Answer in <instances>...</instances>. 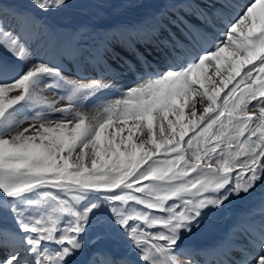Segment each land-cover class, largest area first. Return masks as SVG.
<instances>
[{
	"label": "snow or ice",
	"instance_id": "snow-or-ice-1",
	"mask_svg": "<svg viewBox=\"0 0 264 264\" xmlns=\"http://www.w3.org/2000/svg\"><path fill=\"white\" fill-rule=\"evenodd\" d=\"M3 3L0 51L28 66L0 58V215L15 223L0 226V264H192L183 233L264 186V0H224L222 34L178 45L163 69L125 61L137 82L122 91L33 59ZM105 90L116 98L85 111ZM254 247L244 264H264V231Z\"/></svg>",
	"mask_w": 264,
	"mask_h": 264
},
{
	"label": "rangeland",
	"instance_id": "rangeland-1",
	"mask_svg": "<svg viewBox=\"0 0 264 264\" xmlns=\"http://www.w3.org/2000/svg\"><path fill=\"white\" fill-rule=\"evenodd\" d=\"M115 1L117 3H120L119 0H115ZM162 1H165V0H162ZM100 3L103 4L102 2H100ZM82 4L89 6L90 4H95V3L94 2L87 1V0H66V6L61 7L59 9H50V10L45 11V10H41L38 7L34 6L32 0H4L3 7H4V11L7 13V16H6V26H7V28H8L9 31H14V32L19 33V30L17 29L15 31V27H13V25H11V24H13L15 22L16 18L13 17V21H11V19H12L11 18L12 12H11L10 9H21L23 11L33 12V13H35L37 15H40V16H42L44 18V20H42V22L44 21L46 23L52 24V23H64L65 21H69V20H72V19H76V17L78 15H80L81 13H87L85 10L88 9V8L87 7H84V6H80ZM182 8L185 9V10H187L189 7L188 6H185L183 4L182 5ZM161 11L162 10L159 9V19L163 20L166 17V14L160 15V12ZM14 12H15V10H14ZM23 19H25V18H23ZM35 19H36V16L33 17V21ZM123 19L125 20V16L123 17ZM37 21L40 23L39 19ZM17 23L21 27V30L22 31H23L24 28H27L30 24H32L33 26L34 25H37V24H34V22L33 23H26L25 21L24 22H21V20H17ZM20 23H21L22 26L20 25ZM168 25L170 26V28L173 31L176 32V28L173 27L171 23L168 22ZM37 30L41 31L40 29H37ZM51 96H53V94ZM58 99L59 98H57L56 100H58ZM51 100H53V98ZM96 101L97 100H91V105H95L96 104ZM61 106H63V104H61ZM84 106H86L85 103H84ZM50 118H52L51 115H50ZM52 119H55V118H52ZM0 220L14 222L11 214H6V213L0 215ZM192 236L193 235L189 234L187 236V238H182V240L183 239H190ZM197 237H198V235H197ZM181 259L185 260V257L183 255H181Z\"/></svg>",
	"mask_w": 264,
	"mask_h": 264
},
{
	"label": "bare ground",
	"instance_id": "bare-ground-1",
	"mask_svg": "<svg viewBox=\"0 0 264 264\" xmlns=\"http://www.w3.org/2000/svg\"><path fill=\"white\" fill-rule=\"evenodd\" d=\"M189 7V6H188ZM15 13L17 14V15H19L20 13H21V11H16L15 10ZM163 14H166V12L165 11H161L160 12V15H163ZM167 15V14H166ZM77 16V15H76ZM158 16H159V13H158ZM120 18V17H119ZM122 20H124V19H122ZM162 23V22H161ZM119 24V23H118ZM20 25H21V23H20ZM29 25V24H28ZM22 26V25H21ZM120 26V29L122 30V32H123V35H122V37L124 38L125 36H127L129 39H127V41H132V40H134L135 39V36H136V33L135 32H131L130 31V26H127V27H125V23H122V25H119ZM150 26H153L152 24L150 25ZM169 26V25H168ZM26 28H24L23 29V32H24V30H25ZM27 29H28V31L26 32L29 36H30V34L32 35V37L34 36V37H36L37 39H33L36 43H35V46H37L38 48H39V50L40 51H43L45 48H46V46H47V42H46V40H43L42 38L44 37V36H42V34H43V32H41V31H39V30H37V28H35L32 24H30L28 27H27ZM148 28H147V24H143V30H142V32L143 33H145L146 32V30H147ZM169 29H171L170 28V26H169ZM162 30H164V31H162ZM168 29L165 27V26H162V27H160L159 26V34H162V33H167L168 31H167ZM175 33V32H174ZM180 37H182L181 36V34H179V33H176L175 34V36H173V37H171V36H168V39H166V42H167V44H168V46L166 47V49L167 50H170V48H171V46H172V44H176V43H178V42H180V45H182V44H184V41L183 40H181L180 39ZM116 41L114 42V39H112L110 42H111V46L114 48V49H121L122 48V46H124V42H125V40L126 39H120V38H116L115 39ZM156 50V49H155ZM157 50H158V48H157ZM108 60H112L110 57L108 58ZM69 61V60H68ZM68 61H66L65 63H64V65H63V68L64 69H67L68 68ZM65 75V77L67 78V79H72V80H74V77L71 75V74H69V73H65L64 74ZM45 95H47L48 97H49V99H52L53 98V96H51L52 94L50 93H48V92H46L45 93ZM102 97V96H101ZM116 98V97H115ZM114 99V98H113ZM85 103V102H84ZM96 105H94L93 107H95ZM84 107H86V106H84ZM96 108V107H95ZM24 127H27V124L26 125H24ZM190 234L191 235H193L190 239H195V238H197V233L196 232H190ZM196 235V236H195ZM245 245H248V244H241V248H242V250H240L239 249V247H237L236 246V251L233 249V247L232 246H230L229 247V249L233 252V254H234V257L232 258V260L230 261V262H228V260H227V258H225V259H223L224 257H225V252H223V253H221L220 254V259H223V263L222 264H244V260L247 258V255L248 254H250V253H252V252H248V251H246L245 250ZM181 255H183L184 257H185V261H187V260H191L192 261V264H196V262H197V257L196 256H194L195 257V261H193L189 256H185L182 252H181Z\"/></svg>",
	"mask_w": 264,
	"mask_h": 264
}]
</instances>
